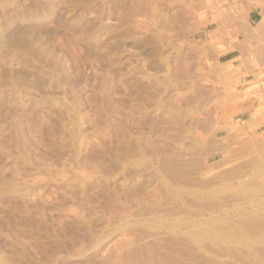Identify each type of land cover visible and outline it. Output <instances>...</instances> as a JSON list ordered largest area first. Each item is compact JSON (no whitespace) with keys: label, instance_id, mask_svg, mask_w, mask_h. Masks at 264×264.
<instances>
[{"label":"rangeland","instance_id":"rangeland-1","mask_svg":"<svg viewBox=\"0 0 264 264\" xmlns=\"http://www.w3.org/2000/svg\"><path fill=\"white\" fill-rule=\"evenodd\" d=\"M252 13L264 0H0V264H264ZM238 44L249 72L217 62Z\"/></svg>","mask_w":264,"mask_h":264},{"label":"crops","instance_id":"crops-1","mask_svg":"<svg viewBox=\"0 0 264 264\" xmlns=\"http://www.w3.org/2000/svg\"><path fill=\"white\" fill-rule=\"evenodd\" d=\"M257 16H259L258 13L249 14L247 22L249 24L250 23L253 24L255 27L259 23V21L261 20V17L258 18ZM262 35H264V34H262ZM242 49H243V46L241 44H238L237 49L236 48L231 49L230 51H227L226 53L219 55V57L217 58V62L219 64H230L232 67L238 68L242 72H247V71L249 72L251 70V68L248 67V64L246 62H244V64L241 65L242 62L239 60L242 56L241 53H243ZM254 72L255 71H253L252 74L249 72L244 77H241V82L246 84V83H250L252 81H256V80L261 79L260 82H258V84L259 85L263 84L264 79L259 78L263 74V71L261 70L260 72H257V71H256V73H254ZM246 78H247V80H246ZM261 94H264V88L261 89ZM250 100L251 101H249L247 104H245L243 106L245 108L243 114H245V113L250 114V116L247 120L251 122V123L248 122V127L251 128V127H255V126H258L259 124L264 123V120H262L263 118L261 119V112H260V111H264V100L262 98H258V100L253 98ZM256 121H257V123H256ZM252 123H254V124H252Z\"/></svg>","mask_w":264,"mask_h":264},{"label":"bare ground","instance_id":"bare-ground-1","mask_svg":"<svg viewBox=\"0 0 264 264\" xmlns=\"http://www.w3.org/2000/svg\"><path fill=\"white\" fill-rule=\"evenodd\" d=\"M255 1H258V0H255ZM245 29V28H244ZM262 34H264V19H261L260 21H259V23L255 26V27H253L252 28V30L251 31H249V29L248 30H246V33H245V35H246V37L245 38H252V37H254V38H256V37H260ZM244 38V39H245ZM257 39V38H256ZM251 40V39H250ZM252 40H253V38H252ZM243 50V49H242ZM264 61V60H263ZM263 66V65H262ZM199 119V118H198ZM207 120V119H206ZM250 122V121H249ZM251 123V122H250ZM256 123H257V121H256ZM255 123V124H256ZM252 124H254V123H252ZM230 139V138H229ZM223 143V142H222ZM247 144V143H246ZM257 144V143H256ZM264 154V153H263ZM251 159V158H250ZM254 163V162H253ZM255 166V165H254ZM219 183V182H218ZM258 183V182H257ZM249 184H251V183H249ZM221 186V185H220ZM250 190V189H249ZM170 239V238H169Z\"/></svg>","mask_w":264,"mask_h":264}]
</instances>
